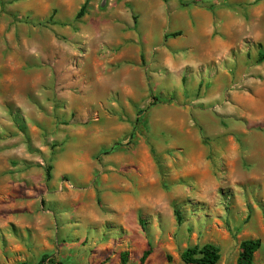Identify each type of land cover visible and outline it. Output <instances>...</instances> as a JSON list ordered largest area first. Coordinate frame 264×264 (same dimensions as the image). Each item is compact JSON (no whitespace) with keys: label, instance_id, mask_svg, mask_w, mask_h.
I'll return each instance as SVG.
<instances>
[{"label":"rangeland","instance_id":"374dc122","mask_svg":"<svg viewBox=\"0 0 264 264\" xmlns=\"http://www.w3.org/2000/svg\"><path fill=\"white\" fill-rule=\"evenodd\" d=\"M74 1L0 0V264H264V0Z\"/></svg>","mask_w":264,"mask_h":264},{"label":"trees","instance_id":"16d2710c","mask_svg":"<svg viewBox=\"0 0 264 264\" xmlns=\"http://www.w3.org/2000/svg\"><path fill=\"white\" fill-rule=\"evenodd\" d=\"M84 5L79 9L77 17L82 15ZM264 60V53L259 54L258 61ZM177 220L180 221V215L177 210H174ZM259 240H244L239 245V254L237 258V264H252L253 255L259 249ZM151 254V248L146 249L141 256V262H144ZM181 261L185 264H216L219 261L220 253L219 248L212 243H205L201 246L195 245L186 248L181 253ZM49 259L48 255H43L41 262L43 263ZM123 261L125 259L123 258ZM40 264V263H39ZM52 264V262L50 263Z\"/></svg>","mask_w":264,"mask_h":264},{"label":"crops","instance_id":"0c3cea01","mask_svg":"<svg viewBox=\"0 0 264 264\" xmlns=\"http://www.w3.org/2000/svg\"><path fill=\"white\" fill-rule=\"evenodd\" d=\"M80 1L79 0H75L74 2H70V5H73V6H75V5H77L78 3H79ZM60 4H65V2H61ZM61 14H60V12H58L56 15H55V19H53V23H52V25H51V28H52V30L53 31H55L56 29V27L57 28H62V25H61V23H60V21H59V19H60V16ZM159 37H160V35H159ZM23 42V44H24V46L25 47H22V49L23 50H30V49H32L31 48V44H32V41H25V40H23L22 41ZM25 55H23V57L25 58L26 57V61H28L29 62V65H30V67H31V69H33L34 70V68L36 69L37 68V56H34V55H32V53H24ZM27 54V55H26ZM22 56V55H21ZM31 77V76H30ZM29 79H31V78H29ZM28 79V80H29ZM27 80V81H28ZM31 80H33V79H31ZM27 81H26V83H27ZM35 81V80H34ZM40 82H41V80H39ZM44 82H46V80L44 81ZM39 84L41 85L42 83H39L38 81H35L34 82V91L36 92L37 91V89H38V86H39ZM26 89L28 90L29 88H30V86H28V84H26ZM45 88V87H44ZM230 96V98H232V99H235V100H241V97L238 95V94H236V93H234L233 92V94H230L229 95ZM23 107L25 108V110L27 109V107L28 106H26V105H23ZM21 108V107H20ZM20 152V151H19ZM9 154H11V153H9Z\"/></svg>","mask_w":264,"mask_h":264}]
</instances>
